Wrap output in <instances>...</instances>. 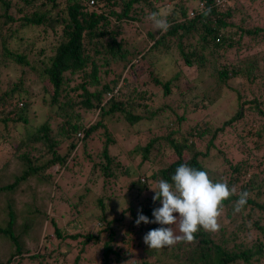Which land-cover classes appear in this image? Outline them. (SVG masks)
<instances>
[{
    "label": "trees",
    "instance_id": "trees-1",
    "mask_svg": "<svg viewBox=\"0 0 264 264\" xmlns=\"http://www.w3.org/2000/svg\"><path fill=\"white\" fill-rule=\"evenodd\" d=\"M89 1L0 0V67L11 65L19 72L17 81L11 85L2 87L0 80V149L7 156L0 164V244L8 243L10 249L4 258L0 257V264H11L14 259V264H19L23 254L29 252L24 247L27 242H21L19 234L34 233L45 222L46 207L51 205L53 194L42 195L40 185L45 183L52 190L57 184L51 183L52 174L50 171L45 174V170L57 166L56 175L60 169L62 173L68 170L66 156L72 149H75L74 153L80 149L86 154L85 159L96 172V180L101 179L102 184L109 178L115 182L120 175L133 179L128 167L123 173L113 172L122 164L110 150L114 139L105 123L118 122L132 127L159 114L160 111L152 109L149 113H139L151 108L150 88L159 89L165 96L175 95L178 100L192 93L188 86L179 90L180 72L162 79L154 71V63L172 58L173 54L174 63L180 62L185 69L195 71L201 80H212L211 92L199 98L203 106L215 103L221 90L226 88L234 95V110L215 128L195 123L180 131L184 115L178 116L174 123L165 126L163 134L147 137L142 146L133 148L130 153H138L144 161L151 152L158 153L164 148L173 153L174 159L144 175L145 184L139 182V174L130 181L128 186L136 185L138 190L133 195L139 197L143 190L144 193L148 191L150 197L144 196L138 209L128 208L131 219L125 232L132 234L134 229L133 235L143 243L147 232L160 227L155 223L136 226L138 212L153 219L152 211L161 205L159 201L153 202L154 193L150 189L161 179L171 182L175 169L185 164L206 171L213 182H223L235 189L234 194L223 202L218 218L219 230L200 229L191 243L178 242L162 249H149L143 243L144 253H140L144 255L140 264H259L264 258V158L257 162L246 158L243 162L230 164L222 156V164H227V168L221 174L208 169L204 160L213 151V140L225 128L239 138L240 147L255 137L250 151L264 149V23H261L262 27L243 25L250 19L245 13V0H166L171 4L166 15L170 25L168 30H157L155 34L147 32L151 43L141 50L130 51L126 46L125 28L145 22L153 12L165 11V0H92L91 5ZM187 1L194 3L189 11L191 16L185 7ZM253 1L248 0L247 4ZM238 4H241L240 8ZM240 11L239 22L234 24ZM26 30L42 33L51 54L44 53L47 50L42 46L36 58H26L16 50L6 48L11 38L22 41L18 31ZM230 48L235 50V59L220 63ZM116 68L119 74L108 80ZM27 74L32 78H25ZM131 74L135 75L133 81L127 77ZM138 78L148 80L137 84ZM74 79H78L75 84ZM118 79L124 84L117 83ZM33 82L39 83L44 96L42 102L53 110L36 128L29 127L26 118L29 110L26 100L31 97V92L25 84L32 85ZM232 82H237L234 88L230 85ZM256 84L260 87L254 89ZM160 108L164 110L165 107ZM77 111L96 113V119L84 126L82 115ZM58 115L64 117L60 126L54 119ZM239 127H246V132L237 134ZM14 134L19 135L18 139ZM206 137V145L196 146L195 138ZM63 138H70L65 156L55 150ZM97 144L99 149L94 147ZM6 145L8 148H4ZM36 145H43L50 157L44 160L43 155H39L33 162L28 154L37 150ZM25 148L30 150L26 152ZM79 155L76 153L75 157ZM73 156L70 161H78ZM226 170H230L228 177ZM40 172L43 175L38 179L36 174ZM222 174L226 176L222 177ZM86 178L84 193L75 197V214L69 212L68 218L75 224L81 208L86 206L85 193L93 182L89 173ZM31 179L35 180L32 184ZM242 192L249 194L247 202L240 212H235V202ZM100 198L95 203L101 210L96 219L103 222ZM50 223L53 235L61 238L60 227L53 221ZM101 230L106 229H98L97 233ZM114 237L115 234L109 231L101 247L100 264H125L120 249L114 250L110 245ZM36 240L33 238L34 242ZM90 242L97 243L98 235H82L81 245ZM125 244L128 241L125 240ZM25 259L46 264L44 255L38 253H30ZM73 264H77V259Z\"/></svg>",
    "mask_w": 264,
    "mask_h": 264
},
{
    "label": "rangeland",
    "instance_id": "rangeland-1",
    "mask_svg": "<svg viewBox=\"0 0 264 264\" xmlns=\"http://www.w3.org/2000/svg\"><path fill=\"white\" fill-rule=\"evenodd\" d=\"M243 1V0H240ZM243 5H246V14L250 16L248 21H245V24L248 27L254 25L258 27H262L261 23H264V0H254L253 3H248V0ZM164 9L161 14H168V9L171 7L169 2L164 1ZM178 2V1H177ZM179 2H181L179 0ZM250 5V6H249ZM194 6L193 1L185 2V7L189 12L190 9ZM239 8L241 4L237 5ZM191 13L189 12V16ZM241 16V11L236 14L235 18L237 20L234 21V24H238L239 17ZM146 21L143 23H136L133 26L125 28L126 30V46L130 51L141 50L147 45L151 43L149 37L147 36V32L155 34L157 29L153 26L152 21L146 17ZM35 33L26 31H18V36L21 37L22 41H17L14 38H11L6 44V48L11 50H16L19 54L26 55V58H36L37 51L40 47L44 46L48 47V43L45 41L42 33L34 31ZM39 34H37V33ZM25 38V39H24ZM47 55L51 53L47 50ZM223 58L220 63L224 62H232L235 59V50L233 48L228 49L223 54ZM170 56V55H169ZM175 54L173 57H167L162 62L161 60L158 63H154L155 65L154 71L157 73L159 78L166 79L173 75L176 72H180L182 76H179V81L177 84L179 85V90L185 89L187 86L191 87L192 93L188 95L183 100H178L179 97H175V95L165 96L159 89L153 90L150 88V102L149 106L151 108H147L146 111L140 110L139 113L146 112L149 113L152 111H160L159 114L153 116L151 120L141 121L134 126L122 125L120 123H112L110 124L108 121L105 123L109 129V133L114 139V144L111 145L110 150L115 157H118L119 161L122 165H119V168L114 170L115 174L123 173L125 167L129 168V171L133 173L131 179L127 175H120L115 182L112 178H109L107 182L102 184L101 179L96 180V172L91 169V162H88L85 157L86 154L81 152L80 149L76 151L79 155L76 156L74 153L75 149L66 156V163L68 170L62 173L60 169L59 173L56 169L57 166H52L45 170V174H52L51 183L56 182V187L51 190L52 187L48 189V186L43 183L41 184V188L43 189L42 195H52L53 199L51 205L46 207V218L41 226L37 227L34 233L19 234L20 241L25 240L27 242L25 250L29 251L26 253L29 255L30 253H38L39 255H44L46 264H73L75 259H77V264H100L101 263V247L102 244L107 239V234L109 231H112L115 234L113 241L110 243L112 248L120 249L122 260L125 264H140V260L142 259L140 252H143V243L140 239L135 238L134 229L132 234L131 232L126 233V229L128 228V224L130 223V216L127 212L128 208L131 206L132 209H138L140 207V203L143 200V197H150L149 192L146 191L144 193L143 190H140V196L136 197L133 195L137 190V186L129 187L130 181H133L137 178L139 174L140 177L139 182L145 184V176L149 173L153 172L157 167L163 166L165 163H169L174 159L173 153H171L168 149H160L158 153L151 152L148 156L147 160H141V156L138 153H130L133 148L137 145L142 146L147 137L161 135L165 132V126L169 125L171 122L174 123L176 117L184 115V120L179 125V130L183 131L187 125H200L203 127L204 124L211 126L212 128L218 127L223 120H225L234 110V95L230 90L223 88L221 90V96L217 101L211 105L203 106L200 103V97L208 95L211 92V87L213 83L210 78H206L205 80H201L195 73V71H190L182 67L180 62H173ZM120 72L116 68L115 73H111L110 76L107 77L108 80L114 79ZM19 77V72L14 71L11 65L1 66L0 67V80L2 83V87L6 85H11L17 81ZM128 79L133 81L135 79V75L131 74L127 76ZM25 78H32L31 74H27ZM75 78V77H73ZM148 78H138L137 84H140L142 80ZM77 80H73L75 84ZM117 83L123 85L124 83L118 79ZM28 84V83H27ZM25 84L29 91L31 92V97L26 100L29 104V110L26 115L28 120L29 127L36 128L40 125L45 117L50 113V110L42 102L41 87L39 83L33 82L32 85ZM230 85L234 88L237 85V82H232ZM260 87L259 84H256L254 89ZM262 88V86H261ZM263 90V88H262ZM204 95V96H205ZM195 96V98H194ZM196 99V100H194ZM179 101V102H178ZM197 103V104H195ZM195 104V106H194ZM161 106L165 107L160 108ZM80 115H82V123L84 126H88L93 123L96 119V113H82V111H77ZM60 126L63 124L64 117H60L59 115L54 118ZM254 127V125H252ZM65 127H67L65 125ZM246 132V127H239L236 130L237 134H243ZM20 133V132H18ZM21 134V133H20ZM22 135V134H21ZM18 139V134H14V138ZM74 136V134H72ZM255 140V137H252L249 141H247L244 147H240V140L236 137L231 130L224 129L219 132L216 138L213 140V151L209 157H207L204 162L205 166L212 170L220 173L222 170L227 168V164L223 165L224 160H221L222 156L225 157L230 164H236L238 162H243L248 158L249 160H254L257 162L258 159L264 158V149H260L259 151L252 152L251 141ZM70 138H63L61 142L58 143V146L55 148L56 153L59 155H66L68 152V144ZM196 146L199 144L202 146L206 145L207 137L205 139H196ZM90 145V144H89ZM93 146V145H91ZM37 150L30 151L28 156L30 159L34 160L39 157V155H43L44 160L45 157H50V155L46 152L43 145H36ZM96 149H99V144L94 145ZM4 148H8V145L4 146ZM28 148H25V151L28 152ZM88 153L90 150L86 149ZM74 154L73 158L78 160L74 162L72 159L70 161L71 156ZM6 152L3 149H0V164L5 159ZM82 161V162H81ZM75 163L72 165V163ZM254 164L256 165V163ZM36 165L39 162H35ZM72 165V166H71ZM95 172V173H94ZM55 173V175H53ZM62 173V174H61ZM89 173L90 177H92V184L87 189L85 193V208H81V212L77 217L78 223L71 222L69 217V212L71 214H75L74 202L75 197L81 193H84V187L86 186V174ZM137 173V174H136ZM61 174V177L59 175ZM221 174V173H220ZM226 174H222V177H228L230 175V170H226ZM43 172L37 173L36 176L40 179ZM248 174H246L247 176ZM35 179V178H34ZM34 179H31L30 183L35 182ZM49 183V181H47ZM48 192V193H47ZM102 196V198H100ZM136 197V198H135ZM44 198V196H43ZM98 198L102 199L103 202V214L104 221H98L96 216H98L101 212L100 208L95 205ZM136 199V200H135ZM68 206L70 208L68 209ZM51 218H48V217ZM41 218V217H40ZM69 219V220H68ZM51 221L58 227H60L62 231V237L57 238L53 235V226L51 225ZM109 228V230H107ZM174 231L178 233V228L173 226ZM59 229V230H60ZM98 229H106L101 230L100 233H97ZM91 234L98 235L97 243H87L86 245H81L82 235ZM255 236V235H254ZM33 238H36V242L33 241ZM125 240L128 241V244H125ZM10 249L8 248V243L0 244V257L4 258L5 253H9ZM144 253V252H143ZM24 258L19 261V264H37V262L26 260L25 254H23ZM14 259V258H13ZM16 260L14 259L11 264H14ZM259 264H264V258L260 261Z\"/></svg>",
    "mask_w": 264,
    "mask_h": 264
},
{
    "label": "clouds",
    "instance_id": "clouds-1",
    "mask_svg": "<svg viewBox=\"0 0 264 264\" xmlns=\"http://www.w3.org/2000/svg\"><path fill=\"white\" fill-rule=\"evenodd\" d=\"M148 19L160 31L166 32L170 26L166 14L160 12L151 13ZM170 179L171 182L161 179L150 189L154 193L153 202L159 201L161 205L152 211L153 219L149 220L138 212L135 221L136 226L141 223L160 225L143 236V243L149 249H162L178 242L191 243L200 229L218 231L223 202L235 192L226 183L213 182L206 171L185 164L177 167ZM248 195L247 192L240 193L235 212L241 211ZM173 226L178 228L179 234Z\"/></svg>",
    "mask_w": 264,
    "mask_h": 264
},
{
    "label": "built area",
    "instance_id": "built-area-1",
    "mask_svg": "<svg viewBox=\"0 0 264 264\" xmlns=\"http://www.w3.org/2000/svg\"><path fill=\"white\" fill-rule=\"evenodd\" d=\"M92 3H93L92 1L89 2L90 5H91ZM191 15H192V13H191ZM191 15H190V16H191ZM77 135H78V134H77Z\"/></svg>",
    "mask_w": 264,
    "mask_h": 264
}]
</instances>
